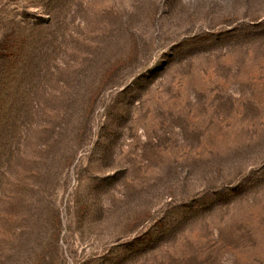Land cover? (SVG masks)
Masks as SVG:
<instances>
[{"label": "rangeland", "instance_id": "1", "mask_svg": "<svg viewBox=\"0 0 264 264\" xmlns=\"http://www.w3.org/2000/svg\"><path fill=\"white\" fill-rule=\"evenodd\" d=\"M0 264H264V0H0Z\"/></svg>", "mask_w": 264, "mask_h": 264}]
</instances>
